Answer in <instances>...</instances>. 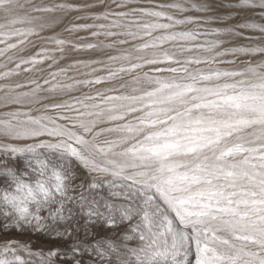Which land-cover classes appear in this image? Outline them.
I'll use <instances>...</instances> for the list:
<instances>
[{"label": "snow or ice", "instance_id": "snow-or-ice-1", "mask_svg": "<svg viewBox=\"0 0 264 264\" xmlns=\"http://www.w3.org/2000/svg\"><path fill=\"white\" fill-rule=\"evenodd\" d=\"M73 11L92 22L63 31L108 42L42 35ZM32 37L55 47L32 53ZM0 45V108L69 97L44 105L55 117L0 114V152L28 154L19 174L0 161V264H29L13 236L28 231L60 238L42 264H264V0H0ZM68 47L105 55L38 67ZM22 73L36 75L7 82ZM82 86L95 94L71 95ZM73 161L90 183L74 184Z\"/></svg>", "mask_w": 264, "mask_h": 264}, {"label": "rangeland", "instance_id": "rangeland-1", "mask_svg": "<svg viewBox=\"0 0 264 264\" xmlns=\"http://www.w3.org/2000/svg\"><path fill=\"white\" fill-rule=\"evenodd\" d=\"M20 2L22 4L25 5L26 9H30L32 4L35 5H43V4H50L53 2H60V0H31V4L29 3V0H20ZM72 2L74 3H78V4H92V3H96L97 0H72ZM134 5H150V4H161V3H171L172 0H132ZM215 2V0H214ZM91 12H101L103 11L102 8H93L90 9ZM190 15H199V13H189ZM57 15H60L59 13H57ZM78 15H82V13L80 12H71L68 13L67 16L63 19V22L61 24H59L56 28L52 29L51 31L42 33V35L44 36H49L52 35L54 32L55 33H61L62 38H66V39H71L73 41H79V43L81 44H88V43H98L101 40H105V38L103 36L99 37V38H93L90 35L91 30L88 31H78V32H66L63 31L64 28L68 27L70 25V23H91V20H75L74 18ZM102 22V21H99ZM236 20H230V21H226V22H217L216 24H214L213 26H220V27H224L227 24H234L236 23ZM80 38H84V39H80ZM33 40L36 41L37 46L35 48L32 49V53L38 52L39 48L41 46L43 47H55V45L53 44H48V43H44L42 41L39 40V38L37 37H32ZM226 39H228L226 37ZM108 41L105 40V43H107ZM234 44H240V43H244L243 40L236 38L233 40ZM227 46V45H226ZM0 47H3V45H0ZM28 53H26L27 55ZM59 55V54H57ZM66 55L67 58L64 60H61L59 62V64L55 67H53L52 69H48V64L45 63L43 65H38V67L44 68L45 69V74L47 73V71H55L56 68L58 67H65L69 64H72L74 61L76 60H95V59H103L105 53L98 51V50H81V51H75L73 50L71 47H68L66 49ZM225 60H231L233 59V57L231 55L226 56L224 58ZM0 62H4V58L0 57ZM95 67H99V65H94ZM224 67L227 68H231L234 67L233 65H229L226 64L224 65ZM89 71V69L83 68V67H76L71 69L68 72V76L69 77H73L75 79H86L88 77H85L84 75H81V73L83 72H87ZM100 75H102L103 73H98ZM36 75L35 73H22L20 76H14L11 78L10 81H7L9 83H13V82H20V83H26L28 78L30 76ZM6 81H2L0 80V84L5 83ZM64 83H71V80H67V79H63ZM42 83V81H41ZM104 85H97L96 88H99L101 91H103L104 89ZM91 94L94 95L95 94V89L93 88H89V87H81L79 89V91H75L72 92L71 95L72 96H82V94ZM45 95H49L50 99L48 100H43L41 103L38 104H24V105H13V106H8L7 108H0V114L7 112V111H15V110H19L21 112V118L22 119H26L27 116L24 115L25 113H30L32 116H39L41 114L47 113L48 115L51 116H57L60 114V112L58 110L52 109L50 107L45 108L44 105H49L51 103H55V102H62L64 100H69L68 96L65 95H52V94H48L45 93ZM69 102H74V101H69ZM111 138V137H108ZM105 139V137H101V140ZM28 143H31L32 141H27ZM42 152H50V150H41ZM53 153H51L54 157L55 155H58L56 153H54V150H51ZM28 154H5L3 152H0V161H7V165L14 167L17 170V173H21L25 170V165H24V161L27 158ZM74 163V168L77 172V179L74 182V184H80V183H84L85 185H87L88 183L91 182L90 176L87 173V170L81 168L79 166V164L75 161H73ZM6 185L4 184V178L0 177V188L5 187ZM79 191V189H77V192ZM92 195L94 196H105L108 197L109 196V189L107 187V185H104L102 188L100 189H93L90 190ZM117 200H122V197L119 198H115ZM81 223H83V220L80 221ZM61 227H63L61 225ZM107 227V226H105ZM123 227V225L121 226ZM97 228L99 229V226H97ZM5 231H8L7 229H5ZM105 233L101 232V235H103ZM108 235H116L118 234V230H116L115 232L113 231H109L107 233ZM81 235H83V233H81ZM13 236L20 240L22 243H27L29 245V250L32 253V255H29L28 253L25 252H21L20 254L25 258L26 261L29 262V264H42L41 261V257L42 256H46L47 252L49 251V249L56 243L60 242V238L55 237L54 235H50L46 232H35V231H28V232H15L13 233ZM65 245H68L71 243V241L69 240H65L63 242ZM58 261V264H60V260L62 258H56ZM85 261H87L89 259V256L85 255L83 258Z\"/></svg>", "mask_w": 264, "mask_h": 264}]
</instances>
